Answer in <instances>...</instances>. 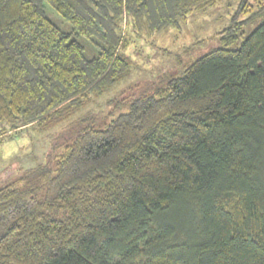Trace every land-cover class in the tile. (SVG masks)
Listing matches in <instances>:
<instances>
[{
  "label": "trees",
  "instance_id": "obj_1",
  "mask_svg": "<svg viewBox=\"0 0 264 264\" xmlns=\"http://www.w3.org/2000/svg\"><path fill=\"white\" fill-rule=\"evenodd\" d=\"M218 1L0 0V141L117 83L131 32L180 29ZM219 39L2 181L0 264H264V0H243Z\"/></svg>",
  "mask_w": 264,
  "mask_h": 264
},
{
  "label": "rangeland",
  "instance_id": "obj_2",
  "mask_svg": "<svg viewBox=\"0 0 264 264\" xmlns=\"http://www.w3.org/2000/svg\"><path fill=\"white\" fill-rule=\"evenodd\" d=\"M243 0H219L205 11L192 14L180 29L169 28L165 31L138 36L130 33V44L126 53L131 56L129 71L114 85L100 94L90 93L88 105L78 109L68 120L51 122L46 125H32L0 141V185L7 177H15L20 172L44 163L48 153L62 152L61 142L70 135V125L87 116L95 117L94 125L103 128L110 121V114L127 110L115 106V100L124 95L139 94L170 73L180 76L197 58L221 46L219 32L227 27ZM254 4L256 0H246ZM250 6V5H249ZM50 17L64 30L71 25L54 12ZM260 23V18L251 21L244 29L243 37L248 36ZM242 38L239 39V43ZM87 55L95 52L94 43L83 41ZM4 125L0 122V128Z\"/></svg>",
  "mask_w": 264,
  "mask_h": 264
}]
</instances>
